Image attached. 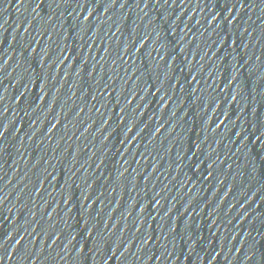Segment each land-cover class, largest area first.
Returning <instances> with one entry per match:
<instances>
[{"label": "water", "instance_id": "water-1", "mask_svg": "<svg viewBox=\"0 0 264 264\" xmlns=\"http://www.w3.org/2000/svg\"><path fill=\"white\" fill-rule=\"evenodd\" d=\"M0 264H264V0H0Z\"/></svg>", "mask_w": 264, "mask_h": 264}]
</instances>
